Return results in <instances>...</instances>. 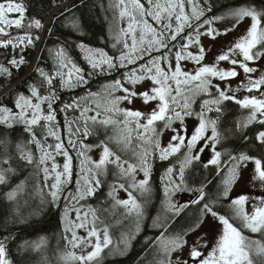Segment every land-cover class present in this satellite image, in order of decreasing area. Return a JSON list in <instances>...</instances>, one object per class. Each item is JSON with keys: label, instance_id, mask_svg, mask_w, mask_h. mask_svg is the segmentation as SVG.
I'll return each instance as SVG.
<instances>
[{"label": "trees", "instance_id": "16d2710c", "mask_svg": "<svg viewBox=\"0 0 264 264\" xmlns=\"http://www.w3.org/2000/svg\"><path fill=\"white\" fill-rule=\"evenodd\" d=\"M117 2L118 0H23L27 8L25 23L27 24L32 19H39L44 27L30 30L12 28L8 31L12 38L23 35L25 31H30L34 37L39 36V40L35 41L34 46L27 45L25 42L19 48L11 46L0 48V64L11 72L10 76L0 75V105L18 112L19 109L15 107L17 96L20 93L30 95V85L36 86L43 95H49V88H54L59 99L53 102L57 117L53 124L72 157L71 182L62 184L58 199H54L52 192L56 189L51 186L55 181H50L52 174L48 165L51 159L43 164L40 163L41 150L29 142L30 133L25 131L23 123L13 124L12 127L0 124V141H2L0 142V169L5 170L6 179L5 183L0 184V240H5L7 259L10 264H80L79 261L69 260V245L72 246L71 241L73 240L70 232L74 231L77 210L88 212L91 226H93L94 214L99 217L96 220V226L99 230L106 229L110 240L108 246L91 264H161V261L165 260L161 241L164 238L171 239L183 234L198 218L206 220L205 235L210 237L215 227L214 221L217 222L218 219L211 215L206 218L201 217L204 203L211 204L219 215L230 218V222L240 224V221L235 218L233 207H230L231 201L235 199L233 194L235 188L232 184L229 196L225 198L222 194L224 187L222 181L233 163L229 155L247 153L264 160V145L256 138L259 131H264V125L254 122L245 128L239 127L241 122L246 121L250 113L249 109L242 108L234 101H225L221 105L222 113H217L215 110L206 113L210 119L218 115L221 117L218 131L222 133L224 139L215 148L221 153L222 167L212 164L204 166L208 161V154L214 155V152L209 149L204 153H199L201 160H194L184 169L183 182L180 178V169L189 153L186 148H182L180 152L169 155L167 159H161V139L168 129L164 127L163 121L156 122L158 131L162 133L155 137L159 140V147L145 145L137 138L135 132L132 133L129 147L126 148L124 143H117V139L122 134H127L126 131L122 132V125L104 128L88 121L87 127L95 130L91 135H84L85 122L81 117V108L86 105L94 107L97 102L90 94L103 93L106 85L118 79L123 81L130 70L136 69L138 65L144 64L149 59L145 56L144 60H139L135 64L111 70L104 66L103 71L99 68L94 70L89 63L90 54L85 49L103 50L108 56L116 58L121 52L128 51L124 48L125 43L129 45L132 43L131 34L124 35L121 31V29L128 28L129 19L127 16L120 17V8L115 6ZM244 5L264 10V0H198V7L205 11L201 21L205 18L226 16L231 9ZM209 8L211 11H208ZM185 10L191 15L192 5L186 4ZM147 19L154 27H160L151 17ZM164 23H167V20ZM193 23L197 22L193 21ZM232 23L230 18H226L216 21L211 26L223 33L226 28L231 27ZM207 27L206 25L201 31L203 32ZM190 31V29H185V32ZM138 34L139 29H137ZM181 36L183 37L184 34L182 33ZM8 38L9 36H0V39ZM201 39L202 36L200 45L192 46L187 51L198 52L199 47H203ZM173 43L176 47L169 53L170 59L171 55L186 43V40L178 37ZM81 44L85 48L82 49ZM61 50L67 60L82 70L87 83L76 84L74 82L73 86L62 84L61 78L56 76V73L58 71L67 72L68 69H62L60 66V58L57 54ZM153 55L159 56L160 53L155 52ZM21 56L26 63L19 69L8 63L13 57L19 59ZM184 61L191 62L189 66L195 68L192 72L200 66L191 60ZM258 62L259 60L254 63L250 62V66L255 67ZM201 63L209 65L206 52ZM38 68L56 77L52 86L43 81L37 71ZM144 81L134 86L126 83L125 86L136 89ZM220 81L217 79L218 83ZM213 84H216V79L213 80ZM245 93L248 94L247 91ZM215 94V89H212L211 94L197 95L191 105V111L199 113L203 102L212 99ZM238 94L235 95L238 96ZM114 95L122 96L124 93L115 92ZM77 101L81 105L80 108L63 110L65 105ZM119 107L130 109V103L125 101ZM44 108L47 112L46 105ZM92 115H95L94 111L87 113V116ZM187 121L188 119L183 120V123L180 122L186 124ZM70 122L74 132L77 128L80 129L75 135H70L68 131ZM41 125L44 127L37 125L34 128L38 136L46 133L48 122L41 121ZM196 127H189L186 132ZM210 131L209 129V134ZM245 136L247 139H244ZM109 137L112 139L109 140ZM70 138L76 141L75 147L68 143ZM41 139L46 146L58 142L52 136H41ZM81 141L84 146H93L91 150L85 148V156L92 161H96L93 154L101 148V141H107L110 149L120 155L122 161H127L124 167L127 168L128 164H133L136 166L135 172L131 175H121L116 165L109 164L104 174L98 177L101 181L100 185L96 187L93 182L92 186L96 189L94 194L83 195V198H79L86 186L84 177L89 175L81 170V161L85 158L79 154L82 147ZM203 143L201 141V144ZM145 148L148 149L146 165L150 167L147 176L141 165V157ZM47 150L54 158L60 156L52 149ZM22 152H30L33 162L28 163L23 159ZM193 154H196L195 150ZM44 168H48L50 172L47 178ZM169 168L173 170L171 182L166 179ZM144 179L148 180L147 191H141L133 186ZM121 184L126 186L125 190L132 193L136 203L140 205L139 213L136 210H130L131 205L115 203L114 188ZM177 185L183 190H177ZM198 189H203L205 200L199 204L191 203L200 195ZM12 191H16V195L13 199H9L8 193ZM188 194H190L189 197H186ZM70 196L76 199H69ZM194 196L196 198L193 199ZM176 201L177 205L174 203ZM184 204H188V207H183L179 213L172 207ZM110 212H114V217ZM245 235L264 242V238L258 233L252 234L245 230Z\"/></svg>", "mask_w": 264, "mask_h": 264}, {"label": "snow or ice", "instance_id": "6c2138e0", "mask_svg": "<svg viewBox=\"0 0 264 264\" xmlns=\"http://www.w3.org/2000/svg\"><path fill=\"white\" fill-rule=\"evenodd\" d=\"M186 4L192 5L191 15L185 10ZM115 6L120 8L119 14L121 18L127 16L129 19L128 28L121 29V31L124 35L131 34L132 43L131 45L125 43L124 48L128 49V51L121 52L116 58L108 56L103 50L85 49L90 54L88 59L92 68L94 70L99 68L103 71L104 66H107L111 70L126 67L128 64H135L139 60H144L145 56L149 59L144 64L138 65L136 69L130 70L123 81L118 79L112 84L106 85L103 93L90 94L97 102L94 107L86 105L81 108V117L84 118L85 122L84 135H91L95 130L87 127L88 121H91L93 125L99 124L104 128L112 125H122V132L126 131L127 134H122L117 139V143H124L126 148L129 147L132 133L135 132L137 138L145 145L159 147V140L155 139V137L162 133L156 127L157 121H163L165 128H171L175 120L183 123L185 116L196 115L199 124L187 139L184 135H180L179 132L172 129L176 134L172 136L168 147L160 150L161 159H167L169 155L180 152L182 148L187 149L189 155L185 157L184 164L180 169L182 182L184 169L191 165L194 160H201L199 153H204L209 149L214 152V155L204 166L207 167L212 164L222 167L221 153L215 148L216 144L224 139L222 133L218 131L221 117L218 115L216 118L210 119L206 113L213 110L217 113H222L221 105L225 101H234L242 108L250 110L246 121L239 124L240 128H245L254 122L264 125V74H261L259 78H255L252 74L258 70L256 67L250 66V62L254 63L264 58V10H258L251 5H244L231 9L226 16L205 18L201 21L205 11L198 7V0H163V2L161 0H118ZM208 11H211V8ZM26 13L27 8L23 0H0V36H9L6 40L0 39V48H8L9 46L19 48L25 42L27 45L34 46L35 41L39 40V36L34 37L30 31H25L23 35L15 38L10 36L8 30L12 28L43 29L44 25L39 19H32L26 24ZM148 17H151L160 27H154L149 23ZM226 18H230L233 23L223 33L211 26L216 21ZM246 18L251 19V24L246 33L239 37L231 47L219 54L212 65L201 63L206 52L204 47L200 46L196 53L187 51L192 46L200 45L201 36L206 35L215 39L218 35H226ZM165 20H167V23H164ZM173 21H175V24H173ZM193 21L197 23H193ZM206 25L208 27L202 32L201 29L205 28ZM137 29H139L138 35ZM185 29H190L191 31L185 32ZM182 33L184 34L183 37L181 36ZM178 37L185 39L186 43L182 44L179 50L175 52V66L173 67L169 53L176 47L173 42L177 41ZM80 47L82 49L85 48L83 44ZM155 52H159L160 55H153ZM57 56L60 58L61 68L68 69L67 72L58 71L56 73V76L61 78L62 84L73 86L74 82L76 84L87 83L82 75V70L64 57L63 50L58 52ZM184 60H191L200 66L194 72L185 71L181 65V61ZM223 61H228L232 67L230 69L222 68L220 62ZM8 63L19 69L26 63V60L23 56L19 59L13 57ZM238 69H242L246 75L247 82L241 81L235 90L230 85L221 87L219 84H213L214 79L225 81L238 77L240 75ZM37 71H39L47 85H53L56 77L45 73L39 68ZM3 74L10 76L11 72L0 64V75ZM144 80H151L153 83V87L144 92H137L134 87L128 88L125 86L126 83L134 86ZM212 89H215V96L203 102L199 113H193L191 105L195 101V97L200 94H211ZM241 90H245L250 94L257 92L259 96L249 95L240 98L234 94ZM29 92L30 95L18 94L15 101V107L19 109L18 112H14L7 106L0 105V124L12 127L13 124L23 123L25 131L30 133L29 142L35 144L41 150V164L48 159L54 160L52 153L47 150L52 149L53 146H46L45 142H42L41 136H52L58 141L54 145V151L57 155H63L66 158L62 172L56 171L59 165L55 162L52 164L51 169V172L55 173V183L51 187L56 189V191L52 192V196L54 199H58L61 185L70 183L72 177V157L58 135L56 126L53 124L57 119L53 102L59 97L56 96L55 89L51 87L49 88V95H43L36 86L31 85L29 86ZM115 92H123L124 95L116 96L114 95ZM136 97L142 98L146 104L156 102V108L150 113H142L139 110L119 107L125 101L132 103ZM44 105L47 106V112H45ZM80 107L81 105L77 101L73 104L65 105L63 110L67 111L68 109ZM90 111H94L95 115L87 116ZM102 115L103 118H101ZM41 121L48 122L47 131L38 136L34 128L37 125L43 128L44 125H41ZM209 129L211 130L210 134H208ZM68 131L70 135H75L80 129L77 128L74 132L70 122ZM256 138L264 145V131H259ZM111 139L112 137H109V140ZM244 139H247V137L245 136ZM201 141L204 143L201 144ZM68 143L72 147L76 146V141L71 138ZM81 145L79 154L85 157L81 161V170L82 172L86 171L89 175L84 177L86 186L83 188L79 198H83V195L94 194L96 189L92 184L94 182L96 187L100 185L101 181L98 177L104 174L109 164L116 165L120 169L121 175H131L136 170V166L133 164H128L127 168H125L124 165L127 164V161H122L121 156L110 149L107 141H101L100 146L103 150L98 161H92L85 156V148L91 150L92 145L84 146L82 141ZM18 147L20 146L18 145ZM194 150L196 154H193ZM147 154L148 149L145 148L141 157L142 170L145 176L150 171V167L146 165ZM22 157L28 163L33 162L30 152H22ZM229 158L233 163L228 168L227 175L222 181L224 186L222 194L225 198H228L231 186L238 178L239 170L246 167L249 162L254 164V179L264 185V160L247 153H240L236 156L229 155ZM4 171L0 169V184L6 182ZM172 171L169 168L166 173V179L170 182ZM44 172L47 178L50 175L49 169L44 168ZM93 173L95 174L92 175ZM147 184L148 180L144 179L133 186L141 191H147ZM119 187L126 189L123 184ZM177 190L183 189H180L179 185H177ZM197 191L200 192V195L191 203L199 204L205 200L203 189H198ZM15 195L16 191H12L8 193V198L13 199ZM68 198L76 199V197L72 196ZM248 199L249 197L242 195L231 201L230 207H233L235 218L240 221L239 225L230 222V218L219 215L211 204L204 203L201 209V217L206 218L211 215L213 218L218 219L223 225V233L207 256L204 255L197 245H192L189 253L190 260L183 261L182 264H264V242L245 235V230H247L252 234L258 233L260 237L264 238V197H260L258 203L252 206L251 212L245 211L244 207ZM117 203L125 206L131 204L130 210H136L139 213L140 205L136 203L132 193H129L128 200H120ZM172 207L179 213L183 207H188V204L183 206L173 205ZM77 219H80L79 210H77ZM98 219L99 217L94 214L93 226L88 231V238H96L94 245H92L93 250L87 255L76 256L74 253L69 254L73 260L79 261L80 264H91L100 256L103 248L110 243L106 229L104 230L103 240H101L100 231L96 226V220ZM203 222L202 218H198L183 234L171 239L164 238L161 241V248L165 253V260L161 261V264H173L170 258L171 254L182 249L187 244L184 237L190 232H195L199 229ZM75 227H86V224L82 222L76 224ZM72 238L73 247H80L81 244L90 242L88 238L77 237L75 231L72 232ZM0 264H10L7 259L5 240H0Z\"/></svg>", "mask_w": 264, "mask_h": 264}, {"label": "rangeland", "instance_id": "374dc122", "mask_svg": "<svg viewBox=\"0 0 264 264\" xmlns=\"http://www.w3.org/2000/svg\"><path fill=\"white\" fill-rule=\"evenodd\" d=\"M250 24H251V19L246 18L234 30H232L230 33L226 35L217 36L215 39H212L206 35L202 36L201 41H202V45L204 49L206 50V58H207L208 64L212 65L216 61V58L219 54H221L223 51L231 47L239 37L244 35L247 29L249 28ZM171 59H172L173 67H174L175 66V52L171 55ZM189 63L191 62L181 61V65L184 68V70L192 72L195 68H191L189 66ZM220 66L226 69H230L232 67V65L228 61L220 62ZM255 67L257 68L258 71L256 73H253L252 75L255 78H259L261 74H264V58L260 59ZM238 70L240 71V75L238 77L228 79L225 81H220L219 82L220 84L217 82V79H216V84H219L221 87H227L228 85H230L231 88L235 90L240 85L241 81H244L245 83L247 82L246 75L243 73L242 69H238ZM151 87H153L152 81L145 80L142 84H140L135 89V91L144 92V91L149 90ZM236 93H239L238 96L240 98H243L244 96H249V95L259 96V93L257 92L247 94L245 93L244 90H241L240 92H236ZM154 108H156V102H150L146 104L143 101V99L140 97H136L134 101L130 103V109L139 110L142 113H150ZM194 117H197V116L196 115L185 116L184 120L188 119L186 124H182L180 121H174L172 124V127L168 128L165 131L161 139V144H160L161 149L167 148L171 141L172 136L176 134V132H173L172 129H175L177 132H179L180 135H184L187 139L192 134V132H194L195 129L191 128L187 132H186V129L192 126H198L199 124L198 118H194ZM54 145L55 143H52L53 151H54ZM102 150L103 149L101 147V148H98L94 152L93 158L96 161L100 159ZM208 155H209V158L207 160H209L213 156L212 154H208ZM64 159L65 158L62 157V155H60L58 157H55L54 160L52 159L49 160L48 165H49L50 171L52 169V164L55 162L57 165H59L56 171L62 172L63 164L65 163ZM51 174H52V178H50V181L54 182L55 173L51 172ZM254 175H255L254 164L249 162L246 167H243L239 170L238 178L233 183V187L235 188L233 192V194L235 195V199L239 198L242 195L249 197L247 203L244 206L245 211L247 212H251L252 206L258 203L260 197H264V188H261L262 186L264 187V185H262L260 181L255 180ZM113 195L115 198V203L117 205H119L117 201L129 199V193L125 189L120 188L119 185L118 187L115 186ZM189 195L190 194H188L186 197H189ZM194 198H196V196H194L193 199ZM174 203L175 205L178 204L177 201ZM79 213H80V219L78 220L77 215H76L77 220L74 223V231L77 237L88 238V231L92 227L91 222H90V216L88 212L85 210ZM110 213L113 215L112 217H114V212H110ZM69 218L71 219L72 217L70 216ZM82 222L86 224V227H82V228L75 227L76 224H79ZM214 223H215V227L209 238L205 235L206 230H204L206 220H204V222L202 223L199 229H197L195 232H192L188 236H186L185 239L187 241V244L182 249L174 252L171 258L173 261V264H182L183 261L190 260L189 253L191 251V246L194 244L197 245V247H199L201 251H203L205 256L209 255V253L212 251L213 247L217 244L218 239L223 233L222 223L219 220H217V222L214 221ZM99 231L101 235V240H103L104 230L100 229ZM72 232H70L71 236H72ZM88 239L90 242L88 244H81L80 247H73V243H72V246L69 245L70 253H74L76 256H80V255H87L89 252H91L93 250L92 245H94L96 238L90 237ZM71 259L72 258L69 256V260Z\"/></svg>", "mask_w": 264, "mask_h": 264}]
</instances>
